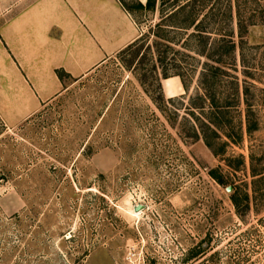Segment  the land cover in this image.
<instances>
[{"label":"rangeland","instance_id":"rangeland-1","mask_svg":"<svg viewBox=\"0 0 264 264\" xmlns=\"http://www.w3.org/2000/svg\"><path fill=\"white\" fill-rule=\"evenodd\" d=\"M28 1L0 0V22ZM158 15L156 5L135 10L137 35ZM250 18L243 48L256 126L242 124L233 141L230 95L232 136L219 130L215 153L194 134L202 62L179 30L170 48L142 40L64 76L61 92L15 125L0 119V264H264V189L241 216L229 197L251 188V168L264 169V21ZM164 72H179L185 87L161 100ZM101 149L115 159L97 170L90 157Z\"/></svg>","mask_w":264,"mask_h":264},{"label":"crops","instance_id":"crops-1","mask_svg":"<svg viewBox=\"0 0 264 264\" xmlns=\"http://www.w3.org/2000/svg\"><path fill=\"white\" fill-rule=\"evenodd\" d=\"M137 34L119 0H29L13 8L0 22L1 121L8 126L20 122L61 92L64 76L84 75ZM57 70L65 75L59 78ZM170 78L180 85L174 94L181 92L179 77ZM163 79V95L173 96ZM114 157L101 149L90 158L104 170Z\"/></svg>","mask_w":264,"mask_h":264},{"label":"trees","instance_id":"trees-1","mask_svg":"<svg viewBox=\"0 0 264 264\" xmlns=\"http://www.w3.org/2000/svg\"><path fill=\"white\" fill-rule=\"evenodd\" d=\"M252 1L254 6L249 13L245 7L247 5L245 0H144V2L135 0L132 4L120 1L131 16L135 10L151 9L156 5L159 19L149 27L150 32L146 31L137 35L118 51L141 43L142 40L146 42V47H156L162 41L166 48H170L173 34L179 30L182 33L181 44L186 48L189 46L192 52L201 56L202 65L197 73L199 91L193 95L196 101L191 99L193 105L189 110L194 116L192 124L194 134L199 135L210 149L211 138L221 136L219 130L228 138L232 136L231 129L234 123L232 117L228 115V106L231 104L230 95L234 98L238 111L236 121L238 131L233 141L237 142L242 124L246 131L256 126L257 119L247 98L249 90L247 78L251 73L244 58L243 36L247 24L253 20L250 17L255 16L264 21V15L259 6L261 0ZM163 5L165 7H162ZM207 21L212 24L208 27L209 30L202 27V23ZM141 45L142 43L139 47ZM139 47L136 48L135 54ZM57 74L59 78H62L65 72L57 70ZM173 74L180 77L182 86L185 87L180 73ZM221 74H224L223 79ZM167 75L163 73L164 78L168 77ZM156 85L157 97L162 100L160 82L158 81ZM167 99L171 98L167 97ZM194 108L197 115L194 114ZM222 143L225 142L222 141ZM219 148L221 150V146ZM211 150L212 153L216 152L214 149ZM249 172L251 188L246 186L248 190L245 189L242 192H238V188H233L229 194L239 216L248 207L249 194L260 192L261 188L264 189L261 187L264 184V169L251 168ZM216 178L218 182H222L220 177Z\"/></svg>","mask_w":264,"mask_h":264},{"label":"bare ground","instance_id":"bare-ground-1","mask_svg":"<svg viewBox=\"0 0 264 264\" xmlns=\"http://www.w3.org/2000/svg\"><path fill=\"white\" fill-rule=\"evenodd\" d=\"M174 78H168L164 80V86H165V91L167 94H174L178 89H180V85L178 82L174 83ZM134 214H138L140 208L133 209Z\"/></svg>","mask_w":264,"mask_h":264},{"label":"water","instance_id":"water-1","mask_svg":"<svg viewBox=\"0 0 264 264\" xmlns=\"http://www.w3.org/2000/svg\"><path fill=\"white\" fill-rule=\"evenodd\" d=\"M142 206H143V204H141V203H136V204L133 205V208H134V209L142 208Z\"/></svg>","mask_w":264,"mask_h":264},{"label":"flooded vegetation","instance_id":"flooded-vegetation-1","mask_svg":"<svg viewBox=\"0 0 264 264\" xmlns=\"http://www.w3.org/2000/svg\"><path fill=\"white\" fill-rule=\"evenodd\" d=\"M134 209V208H133Z\"/></svg>","mask_w":264,"mask_h":264}]
</instances>
